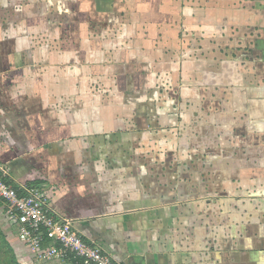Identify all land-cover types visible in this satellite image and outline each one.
Masks as SVG:
<instances>
[{"label":"crops","instance_id":"1","mask_svg":"<svg viewBox=\"0 0 264 264\" xmlns=\"http://www.w3.org/2000/svg\"><path fill=\"white\" fill-rule=\"evenodd\" d=\"M0 175L116 264H264V0H0Z\"/></svg>","mask_w":264,"mask_h":264},{"label":"built area","instance_id":"2","mask_svg":"<svg viewBox=\"0 0 264 264\" xmlns=\"http://www.w3.org/2000/svg\"><path fill=\"white\" fill-rule=\"evenodd\" d=\"M0 200L9 217L17 222L21 239L39 258L64 259L70 254L82 264H116L101 248L86 243L74 230L71 219L57 217L43 191L32 188L21 194L0 175ZM46 240L53 244L43 247Z\"/></svg>","mask_w":264,"mask_h":264},{"label":"rangeland","instance_id":"3","mask_svg":"<svg viewBox=\"0 0 264 264\" xmlns=\"http://www.w3.org/2000/svg\"><path fill=\"white\" fill-rule=\"evenodd\" d=\"M150 88H151V90H153V86L152 87L150 86ZM164 98H166V96ZM164 98H162V99H164ZM167 98H168V100H170V99L174 100L175 97H174V95H171V94L169 95L168 94L167 95ZM152 102H154V101H152ZM154 104H156V103L155 102L154 103H151V106H150V110H151L152 113L154 111H159V109H161V105L156 106ZM169 104L170 103H168V105ZM182 110H183V113L186 112L185 113L186 116L184 117V119H182L184 121V124L181 125L180 122H179L176 125H168V126H166L167 127L166 128L167 133L166 134H163L164 135L163 139H165V137H166V139H170L174 135H177V136L182 135V136H185V138H190L191 137V135H192V128H193L192 127L193 126L192 125L193 124V121H192V118H191L190 113H189V111H190L189 106L186 107V105H183V109ZM168 114H170V113H168ZM179 120H180V118H179ZM181 126H182V128H181ZM172 128H175L178 133L176 134V131L174 129H172ZM139 137H140V139H142L141 136H139ZM144 137H145L144 139H160V138H156V136H154V135H145ZM1 251L2 250H1V247H0V264H4L5 257L1 255ZM6 264H8L7 258H6Z\"/></svg>","mask_w":264,"mask_h":264},{"label":"trees","instance_id":"4","mask_svg":"<svg viewBox=\"0 0 264 264\" xmlns=\"http://www.w3.org/2000/svg\"><path fill=\"white\" fill-rule=\"evenodd\" d=\"M0 247L2 250L1 255L5 257L4 264H6V258L8 260V264H22L18 260L12 246L10 245L9 241L7 240L1 228H0Z\"/></svg>","mask_w":264,"mask_h":264}]
</instances>
